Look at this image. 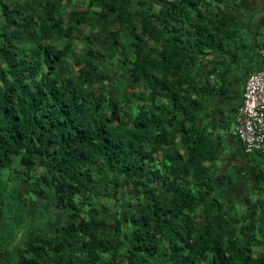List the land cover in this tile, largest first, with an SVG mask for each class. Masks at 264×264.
I'll list each match as a JSON object with an SVG mask.
<instances>
[{"label": "trees", "instance_id": "16d2710c", "mask_svg": "<svg viewBox=\"0 0 264 264\" xmlns=\"http://www.w3.org/2000/svg\"><path fill=\"white\" fill-rule=\"evenodd\" d=\"M256 25L264 0H0L1 241L46 216L14 264H264V155L202 116Z\"/></svg>", "mask_w": 264, "mask_h": 264}, {"label": "built area", "instance_id": "2783aa9c", "mask_svg": "<svg viewBox=\"0 0 264 264\" xmlns=\"http://www.w3.org/2000/svg\"><path fill=\"white\" fill-rule=\"evenodd\" d=\"M257 54L261 65L243 84L231 134L241 143L245 154L264 155V38Z\"/></svg>", "mask_w": 264, "mask_h": 264}, {"label": "crops", "instance_id": "0c3cea01", "mask_svg": "<svg viewBox=\"0 0 264 264\" xmlns=\"http://www.w3.org/2000/svg\"><path fill=\"white\" fill-rule=\"evenodd\" d=\"M245 34H247V39L250 40L251 44L249 48L242 49L239 61L237 63H231L230 65V69L228 72V86L230 89L228 91V94L220 97H213L210 102V111L208 117L206 118L205 112L202 115L203 117H205L206 121H210L213 124L219 123V119L222 117L223 114L224 116L230 115L231 111L234 108H237L240 104L244 83H242V85H239L238 80L236 79V69L239 66L247 65L249 67L251 66V68L256 71L261 65L257 50L252 48L255 41L253 39V35L251 33ZM216 61L221 66L226 65L229 62L228 58L224 56H219ZM221 112L223 114H221ZM232 120H234V115L232 116Z\"/></svg>", "mask_w": 264, "mask_h": 264}, {"label": "rangeland", "instance_id": "374dc122", "mask_svg": "<svg viewBox=\"0 0 264 264\" xmlns=\"http://www.w3.org/2000/svg\"><path fill=\"white\" fill-rule=\"evenodd\" d=\"M254 32L256 34V37L253 35V39L259 44L260 41L264 38V25H256L254 27ZM258 51V50H257ZM248 70H252L251 72H253L254 70L251 68V66H248ZM234 115V114H233ZM232 114L230 115H225V121H226V131H229L232 133L233 129H234V120H232ZM228 144V143H227ZM251 173L248 175V177H246V179H240V186L241 183L244 180H249V178H251ZM15 181V180H14ZM16 182V181H15ZM216 193H221L224 194L226 196V198L230 195H239L241 196L243 194V189L242 188H230L228 186H219L217 187V191ZM25 197L28 199V201L33 200L34 198H28L27 193H24ZM31 199V200H30ZM28 207V206H27ZM23 216H20L22 215ZM32 215H35L34 217ZM51 217H53L54 219H56V215H54L53 211H51ZM17 218L16 215L13 216L12 221H8L6 220V223L12 224L13 220H15ZM30 218L32 219L31 222H40L41 224L45 223L46 221V216H42L40 213L38 212H30L28 211L26 212H21L19 213L18 218L16 219V225L19 226L20 228H17L13 230V233L10 234L9 236L6 235L4 238H7L3 241H1L0 239V243H2V245H0V257H3L6 264H14V260L16 258V251H17V247L20 245L23 234L22 232H24V227L26 228L27 222L28 220H30ZM34 219H39V221H36ZM1 224V222H0ZM3 224V223H2ZM8 229V228H7ZM1 231V229H0Z\"/></svg>", "mask_w": 264, "mask_h": 264}, {"label": "flooded vegetation", "instance_id": "af4514ba", "mask_svg": "<svg viewBox=\"0 0 264 264\" xmlns=\"http://www.w3.org/2000/svg\"><path fill=\"white\" fill-rule=\"evenodd\" d=\"M251 74V71L248 70L247 65L239 66L236 69V79L238 80L239 85H242V83L245 82L246 78Z\"/></svg>", "mask_w": 264, "mask_h": 264}]
</instances>
